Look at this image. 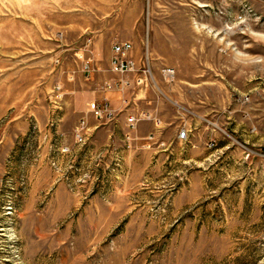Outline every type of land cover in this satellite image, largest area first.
<instances>
[{
    "label": "rangeland",
    "instance_id": "1",
    "mask_svg": "<svg viewBox=\"0 0 264 264\" xmlns=\"http://www.w3.org/2000/svg\"><path fill=\"white\" fill-rule=\"evenodd\" d=\"M100 17L150 68L129 147L84 114ZM0 264H264V0H0Z\"/></svg>",
    "mask_w": 264,
    "mask_h": 264
},
{
    "label": "crops",
    "instance_id": "2",
    "mask_svg": "<svg viewBox=\"0 0 264 264\" xmlns=\"http://www.w3.org/2000/svg\"><path fill=\"white\" fill-rule=\"evenodd\" d=\"M131 28L133 27L129 28L130 32L132 31ZM86 32L88 33L87 38H90L91 41V44L89 46V58L92 60L91 65L94 69H96V72L90 75L88 79L84 80L87 82V84H90L95 88L94 90L96 97L92 100H95L98 103L102 102L103 100H106L110 108L115 111V117L110 122H112L113 124H123L124 128H126L127 131L124 136H127L126 138H128L125 139V142L128 144L129 147L130 145L136 144L138 140L137 138H132L128 136V132H134L137 127L142 128L144 126H147L149 128V126H151L152 129H156L159 127V125H156L155 121L152 119L139 120L133 130H130L126 123L127 117L125 116V114L130 113L129 111L137 110V112L134 111V113L131 114L135 116L143 113L139 111V108H136L134 106L136 103H138L137 101L141 99H146V97L144 96L146 90H138L135 94L128 98L127 96H125V93H120L118 91H102L100 90V87L107 82L115 81L117 79V76L110 72V58L112 46L117 42H130V40L132 41L133 47H135V49L136 46L138 47V45L135 44L136 42H134L133 36L131 34H122L119 19L116 21L112 20L107 22L106 20L103 21L100 17V28H92L88 30L86 29ZM99 44L100 48H104L103 51H101L100 53V57L96 53V47L99 46ZM126 106H128V108H125ZM84 114L88 115V108ZM155 116L156 115H154V118L156 119ZM151 132L152 131L148 133V136L151 134Z\"/></svg>",
    "mask_w": 264,
    "mask_h": 264
},
{
    "label": "built area",
    "instance_id": "3",
    "mask_svg": "<svg viewBox=\"0 0 264 264\" xmlns=\"http://www.w3.org/2000/svg\"><path fill=\"white\" fill-rule=\"evenodd\" d=\"M90 39L86 40L85 51H90ZM133 45L129 41L117 42L112 46L111 49V58H110V72L117 76L115 81L107 82L100 87L102 91H118L120 93L128 92L133 84L139 86L145 82L151 81L150 68L148 62L143 59L141 63L136 61L132 56ZM83 56L80 55L79 58ZM83 59V58H82ZM83 71L84 74H89L91 71H94L90 58L83 59ZM162 77L166 83L174 82V71L173 69H163L161 71ZM129 76H132L130 78ZM125 108H128L126 106ZM88 110L92 116L98 121L110 122L115 117V111L112 110L106 100L98 103L92 101L88 104ZM142 119H151L150 115L144 113L139 114L138 116L130 115L126 118V123L130 130H133L139 120ZM86 126L85 120H80V129L75 132V142L81 143L84 140V128ZM186 130H182L177 135L178 140L186 139ZM128 139V138H127Z\"/></svg>",
    "mask_w": 264,
    "mask_h": 264
}]
</instances>
